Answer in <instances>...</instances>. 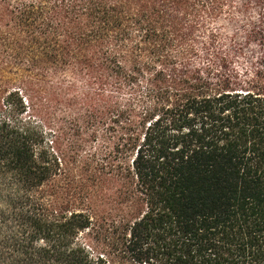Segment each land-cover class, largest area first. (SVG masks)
Here are the masks:
<instances>
[{
    "label": "trees",
    "instance_id": "1",
    "mask_svg": "<svg viewBox=\"0 0 264 264\" xmlns=\"http://www.w3.org/2000/svg\"><path fill=\"white\" fill-rule=\"evenodd\" d=\"M227 3L0 0V73L43 81L60 116L0 100L14 264H264V71L232 69Z\"/></svg>",
    "mask_w": 264,
    "mask_h": 264
},
{
    "label": "rangeland",
    "instance_id": "2",
    "mask_svg": "<svg viewBox=\"0 0 264 264\" xmlns=\"http://www.w3.org/2000/svg\"><path fill=\"white\" fill-rule=\"evenodd\" d=\"M227 6L224 13L221 15L217 22L216 28L220 32V41L224 46V51L230 55L232 61V69L241 74H255L257 72H263L264 68L262 62H264V48L256 41H250L246 39L247 34L254 27L261 26L259 22L262 10L255 4H249L248 10H243L245 1L251 0H225ZM201 36V32L199 33ZM14 91H20V95L23 101L27 104L30 98L31 103L40 107V114L37 120L47 119L49 122H58L60 119L59 112L47 111L45 106L43 107V81H39L30 73L19 71L16 68H10L4 73H0V100L4 99L9 93ZM37 109V108H36ZM48 124L45 128L48 129ZM70 135H66L64 138V144L67 147L70 146ZM65 202V201H64ZM58 203H61L60 200ZM6 208V203H3L0 196V210ZM6 211V210H5ZM86 237V236H84ZM87 238V237H86ZM89 242L88 239H86ZM90 244V243H89ZM94 247V245H93ZM0 251L5 260L0 264H14L18 259L16 252L10 243L5 238L0 236Z\"/></svg>",
    "mask_w": 264,
    "mask_h": 264
}]
</instances>
